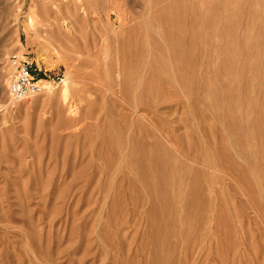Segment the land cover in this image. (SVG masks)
<instances>
[{
    "label": "rangeland",
    "instance_id": "obj_1",
    "mask_svg": "<svg viewBox=\"0 0 264 264\" xmlns=\"http://www.w3.org/2000/svg\"><path fill=\"white\" fill-rule=\"evenodd\" d=\"M0 264H264V0H0Z\"/></svg>",
    "mask_w": 264,
    "mask_h": 264
},
{
    "label": "built area",
    "instance_id": "obj_2",
    "mask_svg": "<svg viewBox=\"0 0 264 264\" xmlns=\"http://www.w3.org/2000/svg\"><path fill=\"white\" fill-rule=\"evenodd\" d=\"M34 71L33 62L29 60L20 61L10 84V92L14 99H22L43 90V80L36 78Z\"/></svg>",
    "mask_w": 264,
    "mask_h": 264
},
{
    "label": "bare ground",
    "instance_id": "obj_3",
    "mask_svg": "<svg viewBox=\"0 0 264 264\" xmlns=\"http://www.w3.org/2000/svg\"><path fill=\"white\" fill-rule=\"evenodd\" d=\"M74 8L75 10H79L80 6L77 4V2H72L71 3H67V6H66V12L68 13L67 15H65L63 17V21L60 23L62 25V27L66 30V32L68 33H71L73 28L80 22V15H79V12L77 11L76 13H72L73 12V9ZM47 7L45 8V11H47ZM61 10L59 9V12ZM58 12V14H59ZM73 14V15H72ZM37 12L36 10H33V13L30 15V22L32 23H40L43 19L41 20H38L37 18ZM56 21H57V18H56ZM36 23V24H37ZM60 24L57 23V25L59 26ZM66 92V90L64 91Z\"/></svg>",
    "mask_w": 264,
    "mask_h": 264
}]
</instances>
